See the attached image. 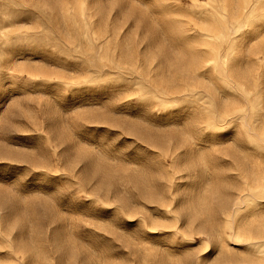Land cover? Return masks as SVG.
<instances>
[{
  "label": "rangeland",
  "instance_id": "1",
  "mask_svg": "<svg viewBox=\"0 0 264 264\" xmlns=\"http://www.w3.org/2000/svg\"><path fill=\"white\" fill-rule=\"evenodd\" d=\"M0 264H264V0H0Z\"/></svg>",
  "mask_w": 264,
  "mask_h": 264
}]
</instances>
